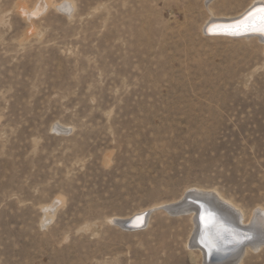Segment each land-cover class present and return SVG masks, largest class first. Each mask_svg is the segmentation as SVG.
<instances>
[{"label": "rangeland", "instance_id": "obj_1", "mask_svg": "<svg viewBox=\"0 0 264 264\" xmlns=\"http://www.w3.org/2000/svg\"><path fill=\"white\" fill-rule=\"evenodd\" d=\"M43 1L0 0V264H205L160 208L264 209V43L204 32L264 0Z\"/></svg>", "mask_w": 264, "mask_h": 264}, {"label": "bare ground", "instance_id": "obj_2", "mask_svg": "<svg viewBox=\"0 0 264 264\" xmlns=\"http://www.w3.org/2000/svg\"><path fill=\"white\" fill-rule=\"evenodd\" d=\"M216 0H206L207 5ZM259 2H257L258 4ZM43 9L47 7L42 0ZM256 3L232 17H212L207 21L210 37H225L230 39L254 38L264 43V31H261V17L263 13L241 19ZM45 7V8H44ZM66 13L72 12V4L67 1L58 7ZM169 206L178 214L191 216L195 224V232L191 238L190 247L196 248L204 257L205 264H240L247 250L258 251L264 247V209H257L250 219H245V214L234 203L225 199L217 191L192 189L178 201L163 205ZM147 210L135 213L124 222L131 221L134 217L145 213ZM150 211V210H149ZM149 213V212H148ZM122 220H117L121 223ZM140 219L135 223L139 224ZM112 222H116L112 220ZM148 222V221H147ZM244 232L245 234L241 233ZM192 237V236H191ZM252 238L251 240H248ZM247 240V241H246ZM232 244L227 247V244ZM213 254L214 257L206 263V256Z\"/></svg>", "mask_w": 264, "mask_h": 264}, {"label": "water", "instance_id": "obj_3", "mask_svg": "<svg viewBox=\"0 0 264 264\" xmlns=\"http://www.w3.org/2000/svg\"><path fill=\"white\" fill-rule=\"evenodd\" d=\"M261 9H264V3H256V5L251 9L249 10L241 19L235 21V22H238V21H241L243 19H246L248 17H251L255 14H258V13H263L261 11ZM205 33H207L208 35H210L208 33V28L205 29ZM164 211H166L167 213L171 214V215H178V213H175L171 210V208L169 206L167 207H162L160 208ZM147 217H148V213H143V214H140L136 217H134L131 221L129 222H124V221H121V223L118 224V226H120L123 230H128V231H133V230H140V229H143L147 223ZM141 220L139 224H136L135 221L136 220ZM241 233L245 234L244 232L241 231ZM252 238H249L248 240H251ZM247 241V240H246ZM232 244H227V247L228 246H231ZM214 257L217 258L216 256H214L213 254L209 255V256H206V263H209L210 260ZM225 264H232V263H225Z\"/></svg>", "mask_w": 264, "mask_h": 264}, {"label": "snow or ice", "instance_id": "obj_4", "mask_svg": "<svg viewBox=\"0 0 264 264\" xmlns=\"http://www.w3.org/2000/svg\"><path fill=\"white\" fill-rule=\"evenodd\" d=\"M262 12H264V9H261ZM261 31H264V16L261 17Z\"/></svg>", "mask_w": 264, "mask_h": 264}]
</instances>
